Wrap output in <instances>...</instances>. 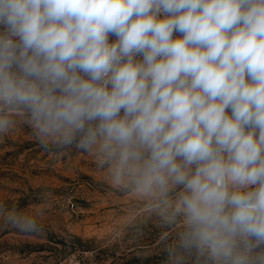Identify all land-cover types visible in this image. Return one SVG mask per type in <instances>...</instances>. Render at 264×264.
Segmentation results:
<instances>
[{
    "label": "clouds",
    "instance_id": "1",
    "mask_svg": "<svg viewBox=\"0 0 264 264\" xmlns=\"http://www.w3.org/2000/svg\"><path fill=\"white\" fill-rule=\"evenodd\" d=\"M0 28V135L90 154L167 264H264V0H0Z\"/></svg>",
    "mask_w": 264,
    "mask_h": 264
},
{
    "label": "rangeland",
    "instance_id": "2",
    "mask_svg": "<svg viewBox=\"0 0 264 264\" xmlns=\"http://www.w3.org/2000/svg\"><path fill=\"white\" fill-rule=\"evenodd\" d=\"M0 204L43 213L37 235L0 221V264H167L155 220L129 226L139 209L90 154L45 149L23 124L0 135Z\"/></svg>",
    "mask_w": 264,
    "mask_h": 264
},
{
    "label": "built area",
    "instance_id": "3",
    "mask_svg": "<svg viewBox=\"0 0 264 264\" xmlns=\"http://www.w3.org/2000/svg\"><path fill=\"white\" fill-rule=\"evenodd\" d=\"M0 30H2V28H0ZM181 34L180 33H177V32H174L173 33V37L174 38H176V37H178V36H180ZM115 39H116V37L114 36V35H110L109 36V41L110 42H114L115 41ZM139 58V57H138Z\"/></svg>",
    "mask_w": 264,
    "mask_h": 264
}]
</instances>
